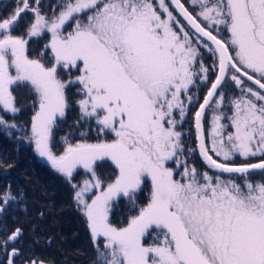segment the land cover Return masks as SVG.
Returning <instances> with one entry per match:
<instances>
[{
    "label": "snow or ice",
    "instance_id": "snow-or-ice-1",
    "mask_svg": "<svg viewBox=\"0 0 264 264\" xmlns=\"http://www.w3.org/2000/svg\"><path fill=\"white\" fill-rule=\"evenodd\" d=\"M16 132L69 189L92 264H264V0H12L0 134ZM26 199L0 188V225ZM24 235L0 227V264Z\"/></svg>",
    "mask_w": 264,
    "mask_h": 264
},
{
    "label": "trees",
    "instance_id": "trees-1",
    "mask_svg": "<svg viewBox=\"0 0 264 264\" xmlns=\"http://www.w3.org/2000/svg\"><path fill=\"white\" fill-rule=\"evenodd\" d=\"M29 119L28 112L18 117L22 125ZM19 136L22 137V133L16 132L12 137L0 134V159L14 164L11 169L0 166V188L10 183L16 189H23L27 195L25 205L13 208L12 214L6 218V225H0L9 229L22 226L25 230L24 239L18 245L22 253L16 264H22L32 255L55 264H92L94 252L88 232L82 217L71 207L69 189L46 164L17 148ZM46 205L55 207V213L40 219L38 213L46 210ZM48 240L51 244L47 243ZM0 260H3V253H0Z\"/></svg>",
    "mask_w": 264,
    "mask_h": 264
},
{
    "label": "rangeland",
    "instance_id": "rangeland-1",
    "mask_svg": "<svg viewBox=\"0 0 264 264\" xmlns=\"http://www.w3.org/2000/svg\"><path fill=\"white\" fill-rule=\"evenodd\" d=\"M4 2H5L4 0H2V3L0 2V3H1L0 7H3L2 4H4ZM40 47H42V41L33 42V43L30 44V48L33 49V50H38ZM189 127H190V124H186V125H185V129H187V128H189ZM21 140H22V137L19 136V139L17 140V148H18V149H24L25 151L29 152L33 157H35V159H37L38 161H40L41 164H43V165L46 164V162L40 160V159L36 156V154L34 153V150H33V148H32L31 145H29L26 141H24V142L22 143ZM189 142L194 144V129H193V138H192V140L189 141ZM46 165H47V164H46ZM47 166H48V165H47ZM48 167H49V169H50L51 171H53V170L50 168V166H48ZM53 172H54V171H53ZM61 179H62V178H61ZM123 212H124V207H123V204H121V206L116 210V215H117V216H120ZM82 220H83V218H82ZM83 223H84V222H83Z\"/></svg>",
    "mask_w": 264,
    "mask_h": 264
},
{
    "label": "flooded vegetation",
    "instance_id": "flooded-vegetation-1",
    "mask_svg": "<svg viewBox=\"0 0 264 264\" xmlns=\"http://www.w3.org/2000/svg\"><path fill=\"white\" fill-rule=\"evenodd\" d=\"M4 1H5L4 4H2L3 7H0V10L4 9V5H9V7L11 6L12 0H4ZM1 3H0V5H1Z\"/></svg>",
    "mask_w": 264,
    "mask_h": 264
}]
</instances>
